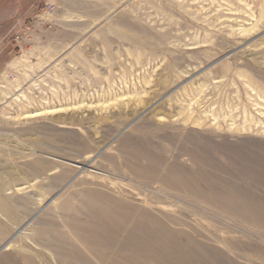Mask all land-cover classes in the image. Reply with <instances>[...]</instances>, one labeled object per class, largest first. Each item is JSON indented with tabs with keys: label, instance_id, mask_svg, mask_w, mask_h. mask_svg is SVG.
I'll return each instance as SVG.
<instances>
[{
	"label": "rangeland",
	"instance_id": "374dc122",
	"mask_svg": "<svg viewBox=\"0 0 264 264\" xmlns=\"http://www.w3.org/2000/svg\"><path fill=\"white\" fill-rule=\"evenodd\" d=\"M132 204L187 264H264V0H0V264H77Z\"/></svg>",
	"mask_w": 264,
	"mask_h": 264
},
{
	"label": "bare ground",
	"instance_id": "6f19581e",
	"mask_svg": "<svg viewBox=\"0 0 264 264\" xmlns=\"http://www.w3.org/2000/svg\"><path fill=\"white\" fill-rule=\"evenodd\" d=\"M131 208L136 212L140 211L142 215L148 217L153 225L146 223L137 224L132 216L120 214L126 219L123 223L130 230L127 227L126 229L123 226L124 224L114 223L115 228H112L109 223H96L95 221V223H91L92 226L84 225L73 228L75 235L83 243V249L73 245L71 250V256L76 260L77 264H146L147 260H155L157 256L158 259L156 261H158L156 264H187L189 262L184 261V259L188 256L191 257L188 249H192L189 244L192 234L190 231L185 230L182 225V223L187 221L183 219L178 220V223H173L166 216L154 210H143L135 204H132ZM195 229L197 230L196 227ZM37 233H40V230ZM179 235L187 237V241L185 240L186 242L183 245L176 241ZM52 239L57 238L52 236ZM49 245L50 243H48L47 247ZM194 245L200 248L202 246L197 242H194ZM50 246L54 247L55 245ZM55 247L60 249L59 246ZM39 252L41 253L42 250H39ZM19 254L25 264H38L31 255L21 252ZM89 255L94 256V262L91 260L92 258L88 257ZM12 257L10 253L4 255L1 264H18ZM142 257L144 258L142 259Z\"/></svg>",
	"mask_w": 264,
	"mask_h": 264
}]
</instances>
